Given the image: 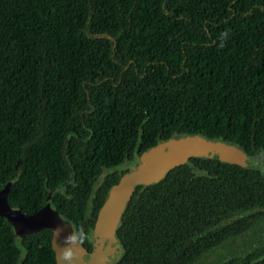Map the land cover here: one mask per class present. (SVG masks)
<instances>
[{
  "label": "trees",
  "instance_id": "obj_1",
  "mask_svg": "<svg viewBox=\"0 0 264 264\" xmlns=\"http://www.w3.org/2000/svg\"><path fill=\"white\" fill-rule=\"evenodd\" d=\"M195 134L264 151V0H0L11 205L52 208L92 250L111 187L144 151ZM263 215L264 169L193 156L137 187L116 264H195ZM53 239L19 237L0 215V264H58ZM220 264H264V245Z\"/></svg>",
  "mask_w": 264,
  "mask_h": 264
},
{
  "label": "water",
  "instance_id": "obj_2",
  "mask_svg": "<svg viewBox=\"0 0 264 264\" xmlns=\"http://www.w3.org/2000/svg\"><path fill=\"white\" fill-rule=\"evenodd\" d=\"M217 155L219 159L242 166L253 164V159L238 145L222 140L208 139L200 134L185 135L162 141L144 151L139 161L129 167L114 184L106 201L99 210L93 229V247L88 250L78 239V230L73 223L52 208L26 215L20 207L8 200L12 185L9 181L0 190V215L7 218L19 237L44 228L53 230V249L58 264H116L121 244L116 236L119 224L129 202L140 185L156 183L166 177L176 166L186 163L191 157ZM71 176L62 184L49 190L47 203L54 192L64 190L75 178Z\"/></svg>",
  "mask_w": 264,
  "mask_h": 264
},
{
  "label": "rangeland",
  "instance_id": "obj_3",
  "mask_svg": "<svg viewBox=\"0 0 264 264\" xmlns=\"http://www.w3.org/2000/svg\"><path fill=\"white\" fill-rule=\"evenodd\" d=\"M253 164L264 169V151L258 158L253 159ZM240 215L241 213H236L235 216L239 217ZM261 245H264V215L249 231L211 249L202 255L195 264H220L226 259L242 256Z\"/></svg>",
  "mask_w": 264,
  "mask_h": 264
}]
</instances>
